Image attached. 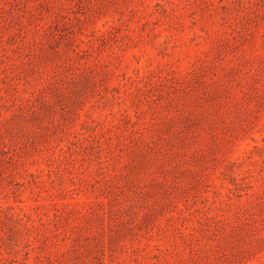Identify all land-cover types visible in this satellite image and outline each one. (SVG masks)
<instances>
[{
	"label": "rangeland",
	"instance_id": "rangeland-1",
	"mask_svg": "<svg viewBox=\"0 0 264 264\" xmlns=\"http://www.w3.org/2000/svg\"><path fill=\"white\" fill-rule=\"evenodd\" d=\"M0 264H264V0H0Z\"/></svg>",
	"mask_w": 264,
	"mask_h": 264
}]
</instances>
